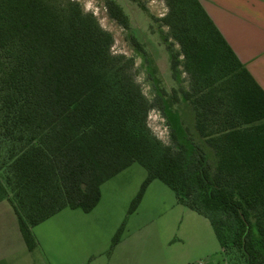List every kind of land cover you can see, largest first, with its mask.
<instances>
[{"label": "trees", "instance_id": "obj_1", "mask_svg": "<svg viewBox=\"0 0 264 264\" xmlns=\"http://www.w3.org/2000/svg\"><path fill=\"white\" fill-rule=\"evenodd\" d=\"M165 2L159 21L179 47L167 45L171 74L182 68L190 85L160 87L149 100L133 59L113 54L112 35L77 3L0 0V202L29 250L34 227L64 209L91 212L101 186L139 164L147 176L130 213L159 180L177 204L208 220L225 256L264 264V90L198 0ZM105 4L128 28L122 8ZM181 102L190 126L171 127L165 144L149 128V112Z\"/></svg>", "mask_w": 264, "mask_h": 264}, {"label": "rangeland", "instance_id": "obj_2", "mask_svg": "<svg viewBox=\"0 0 264 264\" xmlns=\"http://www.w3.org/2000/svg\"><path fill=\"white\" fill-rule=\"evenodd\" d=\"M70 1L91 13L112 35L113 54L133 59V75L149 100L159 94L160 87L168 93L172 88L189 87L182 68L176 79L171 74L167 45L172 52L179 47L159 21L168 12L165 0H112L127 16L128 28L109 17L106 0ZM190 113L181 102L162 112L151 110L147 123L159 140L169 144L170 128L182 132L189 127ZM146 176L141 165L133 164L101 186V198L93 211L64 209L33 228L36 247L30 250L32 256L40 264H245L238 252L225 256L208 220L177 205L174 192L159 180L149 184L144 200L130 213ZM120 228L114 251L116 246L110 249L112 239Z\"/></svg>", "mask_w": 264, "mask_h": 264}, {"label": "crops", "instance_id": "obj_3", "mask_svg": "<svg viewBox=\"0 0 264 264\" xmlns=\"http://www.w3.org/2000/svg\"><path fill=\"white\" fill-rule=\"evenodd\" d=\"M198 1L239 61L264 90V0ZM0 264H40L25 245L13 210L5 201L0 202Z\"/></svg>", "mask_w": 264, "mask_h": 264}, {"label": "flooded vegetation", "instance_id": "obj_4", "mask_svg": "<svg viewBox=\"0 0 264 264\" xmlns=\"http://www.w3.org/2000/svg\"><path fill=\"white\" fill-rule=\"evenodd\" d=\"M105 7H106L105 9L108 11V7L106 6V4H105Z\"/></svg>", "mask_w": 264, "mask_h": 264}, {"label": "built area", "instance_id": "obj_5", "mask_svg": "<svg viewBox=\"0 0 264 264\" xmlns=\"http://www.w3.org/2000/svg\"><path fill=\"white\" fill-rule=\"evenodd\" d=\"M198 264H205V263L199 262Z\"/></svg>", "mask_w": 264, "mask_h": 264}]
</instances>
